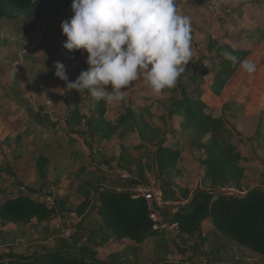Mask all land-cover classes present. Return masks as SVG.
I'll use <instances>...</instances> for the list:
<instances>
[{
    "label": "trees",
    "instance_id": "trees-1",
    "mask_svg": "<svg viewBox=\"0 0 264 264\" xmlns=\"http://www.w3.org/2000/svg\"><path fill=\"white\" fill-rule=\"evenodd\" d=\"M72 2L73 0H0V18L35 19L47 11L58 12L61 8L70 7ZM224 51L233 52L240 60L245 56V52L233 50L227 45L216 49L215 55L219 59L218 70L212 84L213 92L216 94L221 91L223 83L238 66L224 58ZM86 58V52L83 54L79 50L69 52V60L74 63L81 60L85 70L88 68ZM204 75V72L198 74L193 71L189 76L190 83L195 85L193 90L187 89L182 76L174 88L164 93H168L171 98L169 115L181 117L178 126L182 132H192L187 136V143L194 151L200 153L203 181L209 183L210 187L195 189L185 204L170 205L163 210V214L169 221H178L180 233L177 238L193 236L201 231L204 220H210L216 234L244 247L250 253L264 256V188L254 186L244 193H229L221 189L230 187L243 192V179L249 169L242 165V161H245L239 149L242 138L228 120L224 109L221 113L205 111V103L198 92ZM214 84L217 86L214 87ZM84 94L89 100L88 109L82 111L79 105L74 104L67 115L70 126H84L91 138L99 135L107 139L118 129L120 132L125 131L131 120V128L134 126L139 128L141 137H145L147 125L139 124L140 121L136 119L132 109H127L124 114L119 115L115 123L105 118V102H94L87 93ZM262 122V118H259L253 136L255 139L261 131ZM157 131L161 132V129L157 128ZM165 141V138H161L154 145L152 155L157 168L156 175L158 174L163 186L170 182L167 177L176 171L181 154L179 148L167 146ZM36 161L43 176L48 158L39 154ZM95 191L96 198L92 204L89 192L85 191L78 205H68L69 199L62 198L55 200L54 205L48 206L44 201L33 197L32 189L22 190L0 203V223L42 224L55 213L69 212L82 216L81 223L95 215L103 227L109 230L110 235L118 241L132 240L140 244L149 236L160 233L152 230L146 201L142 197L133 199L127 191L102 186H97ZM163 196L166 198L167 195ZM187 197L186 194L185 198ZM85 242L76 246L73 239L54 249L27 253L3 251L4 253L0 254V264H125L124 261L115 263L99 258L96 249ZM180 251H184V248H180Z\"/></svg>",
    "mask_w": 264,
    "mask_h": 264
},
{
    "label": "rangeland",
    "instance_id": "rangeland-1",
    "mask_svg": "<svg viewBox=\"0 0 264 264\" xmlns=\"http://www.w3.org/2000/svg\"><path fill=\"white\" fill-rule=\"evenodd\" d=\"M72 14L73 13L70 6L60 9L58 12L47 11L35 19H25L23 17L15 19L0 18V68L4 69L3 74H5V77L0 80V83L4 85L2 88L3 90L5 89L6 91H8L12 87V89L17 92V87L19 86L18 89H20V87L23 85L25 86L23 87L24 91L29 87V85H35V82L37 81L40 82L41 85H45L44 79L46 77L43 78L39 73L37 74V69L41 70L43 69L44 64L48 65V63H52L49 62L51 60V56L53 55V51L49 47L51 41H54L55 43V40H57V42L62 46L63 42L65 41V37L60 34V25L62 21L71 18ZM191 50L193 54L197 53V47H195V50H193V48L191 47ZM191 62L192 59L185 66V71L182 73L181 77H187V73L190 72V69H192ZM72 67L74 68V64H72ZM14 69L17 72L15 78L11 76V73ZM79 74L80 72L72 76V79L69 78V80L74 81ZM56 81L57 84L59 83L61 86H66L65 82L61 81L57 77ZM65 91L66 92L63 95L65 98L67 96L69 99L75 98V103H79L82 101L80 103L82 107L81 109L85 111L88 109L89 103H85V100H83L85 96L84 93L79 94L78 92H75V90ZM129 91L130 90L127 89L125 90L124 99L129 98ZM21 94L23 93H17V97H19V102L23 106H26L25 110L27 112L29 110L27 108L31 106L32 102L30 98L29 101L27 98L26 101H23L24 96ZM80 99L82 100L80 101ZM151 99L153 100V98ZM156 102L159 103V101ZM150 104L151 105H148L146 107V111L144 112V114L147 115L146 125L151 129H148L146 131V135L143 138L141 137V132L139 131V129L136 128L138 136L141 140V144H144L147 147V149L143 151L145 154L143 152H138L136 147H134L138 145V139L131 140L129 138L123 140V138L114 137L115 145H112L110 150V153L112 152L114 156L110 158L111 163L108 162L110 165L104 164L102 166L104 168V172H101V170H99L101 167L98 161L101 162V160L98 156L101 155V151L103 148L100 142L97 143V140L95 141V145H97L100 149V154L95 155L94 157V159L97 160H94L92 161V163L86 165L85 162H89V160L92 159L93 153L88 150V159L83 156V151H86L87 153L89 141L85 137L80 135L82 131L76 132L77 136H81L79 137L80 141H78L74 136L63 134L62 130L60 131L57 128L56 132H51L52 134H43L38 132L36 134L35 140L33 139L32 141L31 139H27L29 138L27 134L29 130L33 129L35 126L37 127L38 123L35 122L33 124L31 121H29L28 123L20 121L16 129L12 125L5 127V131H8V133H14L15 130L20 129L22 135L19 136L20 139H13L14 134H9L7 136V151L5 153L8 156L5 157L6 154L2 152V154L4 155L3 157L1 156L0 160L2 163L7 164V161L11 159V163H13L14 166L12 169L10 168V171L14 172L12 175L16 176L14 179L15 181H18V179H20L27 184L36 185V187L44 184V186H42V188L39 190L32 189V193H39L42 191V189H44L46 193H48L51 189V194L54 195V203L55 200L68 198L69 202L67 204L75 206L78 205V200L81 199V195L79 194H83L85 191H88L90 200L93 203L96 198V191L94 187L101 185L102 187L110 189H126L130 186L122 185V183H128L127 181H122L121 179L115 180L114 170H117V172H119L120 174L122 173L125 175L127 174L124 172H128L130 174L129 177H131V182L139 180L146 183L151 179H155L154 177H156V169L154 167H151L152 163L148 152H151V150L154 148V145L162 138V133L157 131L156 127H154L153 124H158L156 119L157 117L154 115L155 113L161 111L162 107L155 106L154 104H152V102ZM167 104H169V102ZM117 105L119 106V104ZM18 110L19 109H9V117L15 115V112L19 117H25L26 115H29L31 117V115H33L32 112L34 111L33 109L32 112H28L26 113V115H24L21 113L22 111H24V109H20L21 111L17 113ZM117 110L118 111H116V113H118L119 115L121 107L119 106ZM64 111L65 110L61 109L56 116V124L64 123ZM13 117L14 116H12L10 119L13 120ZM238 127L241 128L240 125H238ZM131 130L134 131V128H131V126L128 127L127 131L131 132ZM191 133L192 132L189 131L187 132V135ZM10 135L12 136L11 139ZM168 139L170 140V142H172L173 147L177 146V148H182L184 153H186L187 158L192 160L196 165L195 159L193 157H196L197 155H192L195 151L191 148L190 145L187 146L186 144V147H183L184 144L187 143L188 137H186V139L185 137H183V140L181 139L179 140V142H175L176 139ZM254 139L255 138H253V142H250L252 147V156L250 157L253 158L256 163L252 165V174L249 178L247 177L245 181L246 183H249V186L255 183H262L264 185V136L261 137L259 144L254 143ZM27 143L28 145H25ZM132 144H134V146ZM64 150L72 152V155L68 157L67 162H65V159L62 158L65 155L63 152ZM244 152H249L248 146L244 148ZM42 153L46 154L51 159L44 171L43 176L40 174V172L36 174V172L27 165V162L24 161L23 163H17L19 158H26L29 159L30 162H35L37 155ZM116 153H120V155H118L119 157L117 156V160H115ZM56 156L59 158H57ZM60 158L63 160L64 164L60 163ZM56 161L59 162L56 163ZM180 163L183 164V168L186 166L184 165L186 164V162ZM144 164L145 166H143ZM53 169H55L54 176L52 172ZM199 171V169L196 171H186L184 173L175 171L171 174L172 181L174 180V182L172 183V185L165 187L164 190L162 188L163 194L173 196L177 191L176 185L178 181L180 183L184 182L185 184V187H183L184 189H178L179 195L184 194L183 198L186 194L188 196L190 190L197 189V187L193 186V184L195 183L197 174H200ZM33 178L35 182H33ZM115 183H120V185H117ZM186 183L190 185L186 186ZM208 184L209 183H205L204 186L209 188L210 184ZM16 188L17 185L14 186V189ZM24 189L26 190V188ZM183 198L177 197V201L173 205L177 206L185 204L186 202H181V199ZM45 203L48 206L54 205L50 201ZM73 215L75 214L69 212L58 214L55 213V215H53L50 219L46 220L42 224L13 225L0 223V247H3L0 250V254H3V251L12 253L42 251L43 249H54L61 244H65L64 240L59 238L57 239L55 237L57 225ZM82 226L87 232L85 233L83 231L84 235L81 237L79 236L80 234H82V232H78L77 236L74 238V241H76V246H79L81 242H85V240L83 239L86 235L88 236V232L91 229L90 222L88 221L84 220L83 223L80 222L78 224L79 229H81ZM210 230L209 226L205 224L203 230L194 234L193 236H182L181 238H177L170 233H164L165 237L158 241L161 242V244H152L153 247H150V245H148L144 248L149 252L138 251L136 253H133L131 251L130 256L125 255L121 259H123L125 262L130 261L129 264H170L161 263L163 257H165V255L167 254L182 256L184 251H180V248H182L183 246H188L192 251V257L184 260L183 264H264V256L250 253L244 247L229 241L224 236H219L214 232L209 233L206 236V233ZM204 239L206 240L204 241ZM92 240L94 241L92 242V244H87L90 245V247L91 245H93V249L98 248L99 245L102 248L103 244H106L107 246L109 245L108 247L103 248L105 252H103V250L101 249L103 253H99L100 258H115L117 256L116 253L119 252L117 248L121 247L119 242L116 245L117 247H115V242L110 241L107 243H103L102 237H94V235H91V241ZM114 262H116V260Z\"/></svg>",
    "mask_w": 264,
    "mask_h": 264
},
{
    "label": "crops",
    "instance_id": "crops-1",
    "mask_svg": "<svg viewBox=\"0 0 264 264\" xmlns=\"http://www.w3.org/2000/svg\"><path fill=\"white\" fill-rule=\"evenodd\" d=\"M222 2L225 7H229L232 11L231 16L229 17L230 20L228 22H223L215 18L211 13V11L206 7L204 0H177V8L179 13L183 15H187L191 19V37H192L191 47L193 48V50H195V47H197V53L192 55V62H191L192 69H190L189 70L190 72L187 73V77L185 76L183 77L185 79L184 81L185 85L187 86V89L190 91L195 88V85L191 84L189 80V76L193 73V71H196L198 74L203 72L205 73L203 81L199 85V91H198L201 100L205 103V111L207 113L208 112L221 113L224 109L228 120L231 122L233 127L239 133V137L242 138V142L239 146V149L241 150V154L245 157V161H242V165L249 169L242 183L244 188V191L242 193H244L247 189L254 186L264 187L262 183H255L249 186V183L245 182L246 178L247 177L249 178L250 175L252 174V165L256 163V161L250 157L252 156V151H251L252 147L250 142L251 141L253 142V136L255 134L257 128V122L259 118H262L263 120L262 128L256 139H254V143L259 144L261 137L264 136V0H222ZM60 34H62L61 27H60ZM64 37H65L64 40H66V36ZM222 45H227L231 47L233 50L245 52V56L243 57V59L245 58L251 59L256 65V70L252 73L242 72L239 70V65H238L235 71L231 74V76L223 83L221 91L218 94H216L213 92V88H212L214 77L218 70V60H219L218 57L215 55V53H216V49ZM49 47L53 51L52 52L53 55L51 56V60L49 61L50 63L51 62L52 63L51 64L48 63V65L44 64V67L41 70L37 69V74L39 73L40 76L43 78L46 77L44 79L45 85H41V83L37 81L35 82V85H29V87L26 88V90L24 91H23V87L25 86L22 85L20 89H18L19 88L18 86L16 92L12 89V87L8 91H6L5 89L3 90L2 88L4 85L0 83L1 84L0 85V158L1 156L3 157L4 155L2 154V152L5 153L7 151L6 148L7 145L6 143L8 141L7 136L9 134H14L13 139H20L19 136L22 135L20 129L15 130L14 133H8V131H5V127L12 125L16 129L20 121L25 123L31 121L33 124L37 122L38 123L37 127L35 126L33 129L29 130L27 134V136L29 137L27 139H31L33 141V139L35 140L36 134L38 132L43 134L44 133L52 134L51 132L57 131L56 116L58 115L61 109L65 110L64 118L67 119L68 117L67 115L69 114L70 110L74 107V104H77L81 107L80 103L82 102L81 101L82 99H80L81 102L75 103L74 102L75 98L69 99L68 96L66 98L63 96L66 92L65 91L66 86L65 85L61 86L59 83L57 84L56 76L54 74L55 73L54 63L59 61L65 65L67 75L70 79H72V76L78 74L82 70H85L84 66L80 62L81 60H79L76 63L71 62L69 60V52L66 49L62 48V46L60 45V43L57 42V40H55V43L54 41H51ZM49 55H50V50H49ZM72 64H74V68L72 67ZM3 70H4L3 68H0V80L5 77V74H3ZM215 86H217V84H214V87ZM127 90H130L128 93L129 98H125L123 99V101L119 103H106V112H105L106 119L116 123L119 115L124 114L127 109H132L136 115V119L140 121L139 124L146 125L147 115H145L144 112L146 111V107L148 105H151L150 103L152 102V104H154L155 106L162 107V110L159 111L158 113H155L154 115L157 117L156 119L158 124L156 123L153 124L154 127H156V129L157 128L161 129L162 138L166 139L165 145L175 148L172 146V142H170L168 138L176 139L175 142L176 141L179 142V140H181L183 137H185L186 139V137L188 136L187 132L189 131L182 132L178 126L181 117L178 115H172V116L169 115L171 98L168 93H164V91L168 89L163 90L160 94H154L147 86L143 84L142 81H135L127 88ZM19 92L23 93L21 94L24 96L23 101H26V98L28 99V101L29 98L31 99L32 102L31 106L33 107L30 106L29 108H27L29 109L27 112L25 110L26 106L25 105L23 106L19 102V97H17V93ZM151 98H153V100ZM83 100H85V103L86 102L89 103V100L85 96ZM156 101H159V103ZM168 102L169 104H167ZM117 104H119V106L121 107L119 115L118 113H116V111H118L117 108L119 107ZM9 109H19L17 113H19V111L24 109V111L21 112L24 115H26V113L28 112H32L33 109L34 111L32 112L33 115H31V117L29 115H26L25 117H19L15 112V115H12L14 116L13 117L14 119L11 120L10 118L12 116L9 117L8 115L10 112ZM81 110L85 111L83 109ZM238 125H240L241 128L238 127ZM130 126H131V120L129 127ZM136 128L137 127L134 126V131L131 130V132L127 131L128 128L122 132H120V129H118V131L115 134H113L110 138L107 139L102 138L99 135L97 137H94L97 140V143L100 142L101 145L103 146L101 151L102 153L101 155L98 156L99 159L101 160V162L98 161L101 168L100 169L97 168V169L101 170V172H104L103 171L104 168L102 166L104 164L110 165L109 164L111 163L110 158L114 156L112 152L110 153L112 145H115L114 137L123 138V140L129 138L131 140L138 139L139 140V142L137 143L138 145L134 146L135 143L132 144L134 147H136L137 151L143 152L145 149H147V147L144 144H141V140L138 136ZM148 129L151 128L147 127L146 131ZM72 136H74L75 138H77L78 141H80L79 137H81L82 135L77 136V134L74 133ZM11 137L12 136L10 135V139ZM186 144L187 146H189L188 143H185L183 147H186L185 146ZM25 145H28V143ZM246 146H248L249 152H244V148ZM153 149L151 150V152H148V154L150 155L151 158V163H152L151 167L152 168L154 167L157 173V168L154 165L152 158ZM88 150L93 154H92V159L89 160V162H85L86 165L92 163V161L94 160H97L94 159V157L95 155L100 154L99 153L100 151H97L95 153L93 152L91 142H89L87 147V153L86 151L82 152L83 156L86 159H88L87 158ZM179 150L181 151V154L176 164V171L184 173L186 171H196L199 169L200 174H197L193 186H196L198 189H208V187L204 186L205 182L203 181V166L199 162L200 153L195 151L192 154V155H197L196 157L195 156L193 157L195 159V163H196L195 165L192 160L187 158L186 153H184L182 148H179ZM63 152L65 155L62 158L65 159L64 160L65 162H67V159L72 155V152L66 150H64ZM43 155H45L48 158V163H49L51 159L46 154ZM118 155H120V153L115 154L116 156L115 160L118 159L119 157ZM7 156L8 155L6 154L5 157ZM24 161L27 162V165L33 171H35L36 174L40 172L39 167L37 165V161L30 162L29 159L19 158L17 163H23ZM58 162L59 161H56V163ZM180 162H186V164H184L186 166L183 168V164ZM48 163L46 167L48 166ZM60 163H63L62 159L60 160ZM13 166L14 165L13 163H11V159L7 161V164L2 163L0 160V203L4 202L6 199L10 197H14L17 193L22 191L21 187H24L26 189L28 188V189L39 190L42 188V186H44V184H41L39 185V187H36V185L27 184L20 179H18V181H15L14 179L16 176H13L12 174L14 172L10 171L13 168ZM143 166H145V164ZM54 170L55 169H53L52 171L53 176L55 174ZM114 173H115V177H114L115 180L121 179L122 181L128 182V183H122V185H131L135 182V181L131 182V177H129L130 174L126 171L124 173H126L127 175L122 173L120 174L119 172H117V170H114ZM167 179L170 180V183H168L167 186L172 185L174 180L172 181L171 175L168 176ZM33 182H35L34 178H33ZM115 184L120 185V183H115ZM161 184H162L161 185L162 188L167 187V186H163V183ZM16 185L17 188L14 189V186ZM187 185L190 184L186 183V186ZM99 187H101V185H99ZM183 187H185L184 182L180 183L177 181L176 193L173 196L167 195L166 198L164 197L165 200L168 202L167 207L176 203L177 197L183 198L184 194L179 195L178 192V189ZM95 188L96 187H94V189ZM194 191L195 190L193 189L190 190L188 197L187 198L184 197L183 199H181V202H187L190 199V197L193 195ZM79 195H81V199L78 200L80 202L83 199V194H79ZM168 196L171 198H169ZM85 221L90 222V227H91V229L88 232L89 237L86 235L83 239V240L87 239L85 243L92 244V242H94L93 240L91 241V235H94V237L98 236L99 238L102 237L103 243L113 241L115 242L114 243L115 247H117L116 245L119 242L121 247L117 248L119 252L116 253L117 256L115 258L113 257L101 258L106 260H114V261L116 260L115 263H118L119 261H124L121 258H123V256L125 255L130 256L131 251L133 253H136L138 251L149 252L148 250L144 249L146 246L150 245V247H153L152 244L153 245L161 244V242L158 241L161 240L163 237H165L164 233H155L154 235L146 238L140 244L132 240L118 241L110 235L109 230L103 227L99 218L95 217V215H93L92 217H88ZM205 224L209 226V230L211 229L206 233V236L209 233H213V232L216 233L215 230L213 229L210 220L203 221L201 225V231L203 230ZM83 231L85 233L87 232L82 226L79 232V233L82 232L80 236L84 235ZM108 246L106 244H103V248H106ZM92 247L93 245H91V248ZM103 248L100 247V245L98 248H96L98 257L101 253L105 252ZM101 249L103 250V252L101 251ZM129 262L130 261L127 262L124 261L125 264H129Z\"/></svg>",
    "mask_w": 264,
    "mask_h": 264
},
{
    "label": "clouds",
    "instance_id": "clouds-1",
    "mask_svg": "<svg viewBox=\"0 0 264 264\" xmlns=\"http://www.w3.org/2000/svg\"><path fill=\"white\" fill-rule=\"evenodd\" d=\"M71 11L60 25L62 47L86 52L88 68L70 81L57 61L54 74L66 90L87 93L94 102L123 101L135 81L160 94L176 85L192 59L191 19L179 13L177 0H73ZM223 56L242 72L256 70L249 58L230 51Z\"/></svg>",
    "mask_w": 264,
    "mask_h": 264
},
{
    "label": "built area",
    "instance_id": "built-area-1",
    "mask_svg": "<svg viewBox=\"0 0 264 264\" xmlns=\"http://www.w3.org/2000/svg\"><path fill=\"white\" fill-rule=\"evenodd\" d=\"M205 3L215 18L223 22H228L230 20L229 17L231 16L232 11L229 7L224 6L222 0H205ZM75 92L77 91L75 90ZM56 128L60 131L62 130L63 134L70 136H72L77 131H82L81 135L91 142L93 152L95 153L100 150L99 147L95 145L96 139L89 136L84 126L72 127L67 123V119L64 118V123H58ZM154 178L155 179H151L146 183L138 180L126 189L116 188L115 190L127 191L130 193V196L133 199L142 197L146 201L148 218L151 221L152 230L158 231L160 233H170L174 237H177L180 233V225L178 221H169L165 218L163 210L168 206V202L163 196L160 178L157 175ZM221 189L229 193H242L230 187H222ZM21 190H25L24 187H21ZM32 195L34 198H38L44 202L50 201L51 203H54V195L51 194V189L48 193L42 189L41 192L32 193ZM73 216L68 217L62 223L57 225V231L55 235L57 239L59 238L64 241H73V239L77 236L79 232L78 224L81 222L82 216ZM1 248L3 247L1 246L0 250ZM183 248L184 253L182 256L167 254L165 257H163L161 263L183 264L184 260L192 257V251L190 247L183 246Z\"/></svg>",
    "mask_w": 264,
    "mask_h": 264
}]
</instances>
